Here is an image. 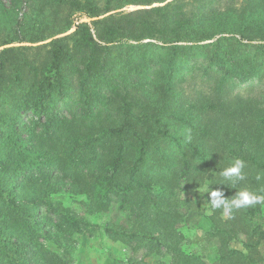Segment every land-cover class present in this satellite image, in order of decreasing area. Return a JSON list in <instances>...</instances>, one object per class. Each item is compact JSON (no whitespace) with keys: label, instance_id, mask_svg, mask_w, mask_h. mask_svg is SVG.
Here are the masks:
<instances>
[{"label":"trees","instance_id":"obj_1","mask_svg":"<svg viewBox=\"0 0 264 264\" xmlns=\"http://www.w3.org/2000/svg\"><path fill=\"white\" fill-rule=\"evenodd\" d=\"M27 1L11 0V37L0 38L20 43L0 49V264H61L29 221L31 208L62 205L50 196L59 184L84 196L85 212L115 198L129 223L105 231L147 254L264 264V206L205 216L210 263L184 234L191 201L180 195L219 182L237 157L246 179L211 187L229 199L264 188V85L251 84L264 81V0H30L26 19ZM131 3L146 7L110 12ZM74 14L95 18L53 37ZM236 80L250 85L233 92ZM62 208L64 227L82 232L86 220Z\"/></svg>","mask_w":264,"mask_h":264},{"label":"rangeland","instance_id":"obj_2","mask_svg":"<svg viewBox=\"0 0 264 264\" xmlns=\"http://www.w3.org/2000/svg\"><path fill=\"white\" fill-rule=\"evenodd\" d=\"M168 1V0H166ZM0 38H10L11 35L6 34L10 26V18L12 16L9 9L12 7L11 0H0ZM31 1L28 0L26 5H23L24 17L26 13L29 16H33L31 12ZM103 4L102 1H100ZM156 4V3H154ZM146 7L140 4H125L112 11H124L129 12L134 9ZM107 12L106 14L110 13ZM19 14L15 15V18H19ZM73 21L70 27L53 37L70 33L74 29V23L84 20L91 22L95 17L83 16L77 21V16L74 14ZM28 19H31L29 17ZM36 27L39 22H33ZM91 30L94 32L92 29ZM47 38L43 41L32 43L25 41L21 44L35 45L48 41ZM8 45H20L18 42H12L10 44L0 46V49ZM254 85V89L264 85V81L259 82L253 79L251 82ZM250 85L249 83H243L242 81H234L233 92H240ZM24 129V128H23ZM22 129V130H23ZM59 190L50 194L53 200H60L62 205L68 206L76 216H82L88 225L83 226L82 232H77L64 227L61 219V214L64 213L62 205L57 206L56 203L52 204L53 210L50 207L41 205L37 208H31L29 221L35 224L34 231L38 235L37 240H42L50 250L56 251L61 257V264H174V260L171 259L169 254H147L148 246L141 241H135L131 237H123V239H114L106 231L105 228H111L119 231L118 224H128L126 217L122 213H118L116 206V199H113L111 209L106 213L101 212H85V206L81 199L84 198L81 195H77L72 192H68L67 185L59 184ZM200 188L190 185H185L180 195L191 201L190 209L186 215V221L182 225L184 234L187 236L188 241L192 248L197 250L200 254L207 259L208 262L214 263V257L216 255V244L214 240L207 234L209 227L205 216L208 214V203L204 202L203 194L199 193ZM63 224V225H62ZM63 226L60 228V226ZM180 226V225H179ZM259 252L264 258V239L260 243Z\"/></svg>","mask_w":264,"mask_h":264},{"label":"clouds","instance_id":"obj_3","mask_svg":"<svg viewBox=\"0 0 264 264\" xmlns=\"http://www.w3.org/2000/svg\"><path fill=\"white\" fill-rule=\"evenodd\" d=\"M187 139H191L190 130ZM246 162L237 157L234 158L227 167L215 171L220 177L219 182H211L208 179H205L203 183L199 186V193L203 194L208 193L210 207L207 209L208 214L216 210H221L222 215L225 218H232L234 210L244 209L255 207L257 205L264 206V188H261L259 191H252L247 188L237 190L231 199L225 197L223 189L221 188H212L211 185L222 184L231 186V188H236V185L246 179ZM256 179L259 181L261 176L258 174Z\"/></svg>","mask_w":264,"mask_h":264},{"label":"crops","instance_id":"obj_4","mask_svg":"<svg viewBox=\"0 0 264 264\" xmlns=\"http://www.w3.org/2000/svg\"><path fill=\"white\" fill-rule=\"evenodd\" d=\"M207 215H208V214H207ZM207 230H208V229H207ZM207 234H208V232H207ZM208 235H209V234H208ZM209 236H210V235H209ZM210 237H211V236H210ZM211 238H212V237H211ZM261 242H262V241H261ZM231 245L234 246V247H237V248L240 247L239 243H236V244H235V243H231ZM259 246H260V245H259Z\"/></svg>","mask_w":264,"mask_h":264}]
</instances>
